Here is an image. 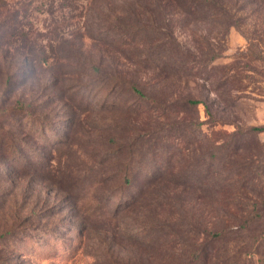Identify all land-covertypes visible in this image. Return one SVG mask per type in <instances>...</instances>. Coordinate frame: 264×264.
I'll return each instance as SVG.
<instances>
[{"label":"rangeland","instance_id":"obj_1","mask_svg":"<svg viewBox=\"0 0 264 264\" xmlns=\"http://www.w3.org/2000/svg\"><path fill=\"white\" fill-rule=\"evenodd\" d=\"M217 1L0 0V103L50 127L4 124L0 264H264V0Z\"/></svg>","mask_w":264,"mask_h":264},{"label":"trees","instance_id":"obj_2","mask_svg":"<svg viewBox=\"0 0 264 264\" xmlns=\"http://www.w3.org/2000/svg\"><path fill=\"white\" fill-rule=\"evenodd\" d=\"M179 4V7L184 10L186 13L196 14L198 11H206L207 13H223L224 9L223 6L217 1V0H175ZM156 29L153 27H149L146 25H135V24H122L117 23L113 27V32L115 33L114 37H124L126 39H132L136 38L137 36H143L144 31H151L156 33ZM94 72L97 74L95 78V84L94 87L102 88V87H109L110 85L113 88H123L127 87L132 94H136L137 96L141 98H145V95L142 93L140 89L137 88L136 85L123 80L119 77H111L108 79V77H105L102 70L95 69ZM121 102V101H119ZM190 105H198V101H190ZM175 104H163V103H157L155 108H160L163 110H168L171 107H173ZM22 121V122H21ZM5 123H16L20 126H25L29 131V133L32 135H36L38 131L42 134L43 131H47V129H50L47 124H45L44 121L39 118V116H36L33 112V109L31 106L24 104L20 101H16L15 104H12L10 106H5L2 103H0V145L3 147H6L9 149L10 154L12 157L17 156L22 151V146L19 144V141L15 138L13 134L10 132L8 133L5 128ZM15 124V125H16ZM63 128V126H61ZM21 128V127H20ZM60 129V128H59ZM52 130V129H51ZM254 132L263 133L264 127L262 128H255L253 129ZM48 132V131H47ZM4 135V136H2ZM43 135V134H42ZM4 137V138H3ZM58 139L60 138V134L58 136ZM213 158H216V153L213 154ZM133 161L130 162L129 165H132ZM141 173L136 172L137 177H150L153 175L152 171ZM156 171L154 172V175ZM133 180H130V174H126L125 176V183L130 186L132 184ZM254 211H256L257 207L256 205L253 206ZM253 211V212H254ZM215 236L219 237L220 234H216Z\"/></svg>","mask_w":264,"mask_h":264}]
</instances>
